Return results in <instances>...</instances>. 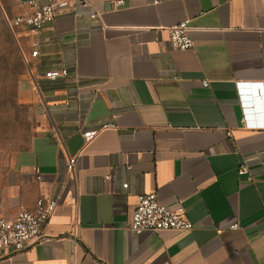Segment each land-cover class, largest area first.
Listing matches in <instances>:
<instances>
[{
	"label": "crops",
	"instance_id": "obj_1",
	"mask_svg": "<svg viewBox=\"0 0 264 264\" xmlns=\"http://www.w3.org/2000/svg\"><path fill=\"white\" fill-rule=\"evenodd\" d=\"M30 1L15 0L17 16ZM88 1L95 20L63 10L18 28L47 123L0 174V217L57 206L0 264H264V128L244 125H264V0ZM185 20L193 45L180 51L166 28ZM154 192L192 229L130 232L137 196Z\"/></svg>",
	"mask_w": 264,
	"mask_h": 264
},
{
	"label": "built area",
	"instance_id": "obj_2",
	"mask_svg": "<svg viewBox=\"0 0 264 264\" xmlns=\"http://www.w3.org/2000/svg\"><path fill=\"white\" fill-rule=\"evenodd\" d=\"M112 3L114 6L119 7L122 5L123 0H112ZM27 4L31 8L30 13L15 16L11 21V25L16 28L26 27L31 32H39L44 25L51 23L56 15L63 10H70L75 17L87 16L92 20L97 19L99 15L88 0H34ZM189 31L187 20L167 27L166 32L171 47L180 51L190 49L193 43ZM35 55L36 51H32L31 56ZM66 75V70H60L46 72L44 77L51 82H55ZM172 80L177 81L178 77L174 75ZM202 85L206 87L208 83L204 81ZM244 121L245 127L252 129L264 128L262 124H252L246 120ZM112 127L113 124L111 123H103L96 129L83 131L81 136L84 143H89L102 130ZM74 161V157L67 159V172H73ZM247 172L246 166L241 164L237 174L241 176L247 174ZM247 179L250 181L251 177L248 175ZM122 188L126 189L127 184H122ZM56 206V198H39L31 211L20 210L10 219L0 217V251L19 252L27 244L39 240L43 235V228ZM128 228L133 234H139L145 230L153 232L164 230L189 231L192 229V224L185 217L183 209H169L159 202L157 194L154 192L137 196V203L131 214ZM229 228L235 230L238 226L233 224Z\"/></svg>",
	"mask_w": 264,
	"mask_h": 264
},
{
	"label": "rangeland",
	"instance_id": "obj_3",
	"mask_svg": "<svg viewBox=\"0 0 264 264\" xmlns=\"http://www.w3.org/2000/svg\"><path fill=\"white\" fill-rule=\"evenodd\" d=\"M20 8L15 0H0V174L47 123L26 38L11 25Z\"/></svg>",
	"mask_w": 264,
	"mask_h": 264
},
{
	"label": "water",
	"instance_id": "obj_4",
	"mask_svg": "<svg viewBox=\"0 0 264 264\" xmlns=\"http://www.w3.org/2000/svg\"><path fill=\"white\" fill-rule=\"evenodd\" d=\"M248 97L246 101L251 106L252 110L255 111L258 105V99L256 98V95L252 89H249L248 91Z\"/></svg>",
	"mask_w": 264,
	"mask_h": 264
}]
</instances>
